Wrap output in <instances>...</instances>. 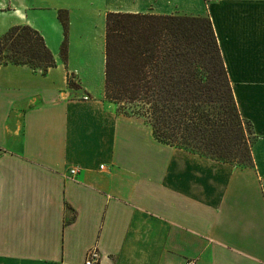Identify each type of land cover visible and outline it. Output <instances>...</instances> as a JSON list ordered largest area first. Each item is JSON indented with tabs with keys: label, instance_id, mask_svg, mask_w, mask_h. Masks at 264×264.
Segmentation results:
<instances>
[{
	"label": "crops",
	"instance_id": "obj_1",
	"mask_svg": "<svg viewBox=\"0 0 264 264\" xmlns=\"http://www.w3.org/2000/svg\"><path fill=\"white\" fill-rule=\"evenodd\" d=\"M107 13L210 19L253 167L158 143L107 102ZM20 25L56 64L0 66V264H264V0H0V36Z\"/></svg>",
	"mask_w": 264,
	"mask_h": 264
},
{
	"label": "trees",
	"instance_id": "obj_2",
	"mask_svg": "<svg viewBox=\"0 0 264 264\" xmlns=\"http://www.w3.org/2000/svg\"><path fill=\"white\" fill-rule=\"evenodd\" d=\"M59 22L65 63L66 13ZM49 51L25 25L0 36V66L24 65L45 75L56 64ZM103 54L105 99L121 106L119 114L144 120L163 145L253 167L257 137L236 108L209 18L107 13Z\"/></svg>",
	"mask_w": 264,
	"mask_h": 264
},
{
	"label": "built area",
	"instance_id": "obj_3",
	"mask_svg": "<svg viewBox=\"0 0 264 264\" xmlns=\"http://www.w3.org/2000/svg\"><path fill=\"white\" fill-rule=\"evenodd\" d=\"M206 3L213 0H204ZM87 100V97L84 98ZM69 173L73 176L76 173V170H69ZM98 250L96 248H92L88 251V253L85 254V260L84 264H98L99 263V256H98ZM184 264H195L193 260L185 261Z\"/></svg>",
	"mask_w": 264,
	"mask_h": 264
},
{
	"label": "rangeland",
	"instance_id": "obj_4",
	"mask_svg": "<svg viewBox=\"0 0 264 264\" xmlns=\"http://www.w3.org/2000/svg\"><path fill=\"white\" fill-rule=\"evenodd\" d=\"M110 104L116 109L117 112L120 111V110H119V108H121L120 105L112 104V103H110Z\"/></svg>",
	"mask_w": 264,
	"mask_h": 264
}]
</instances>
